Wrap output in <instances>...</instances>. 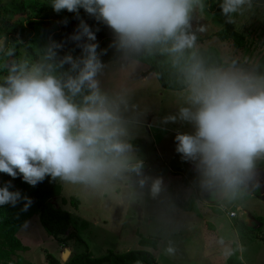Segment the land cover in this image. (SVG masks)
<instances>
[{"label":"clouds","instance_id":"obj_1","mask_svg":"<svg viewBox=\"0 0 264 264\" xmlns=\"http://www.w3.org/2000/svg\"><path fill=\"white\" fill-rule=\"evenodd\" d=\"M246 2L223 0L220 7L231 22L229 14ZM51 7L75 14L79 24L70 39L82 51L61 56L62 45L51 41L36 60L16 59L15 47H5L8 38L0 39V53L10 58L0 72V173L31 187L49 178L93 189L125 173L141 174L122 110L127 101L101 88L97 77L106 50L97 52L99 28L93 31L81 18L83 9L112 31L110 47L122 55L158 52L171 58L187 106L167 119L193 128L175 136L176 151L195 165L202 186L236 198L264 159V74L238 68L235 61L228 67L206 64L191 31L202 0H51ZM161 183L152 182V196ZM10 189L11 180L0 187V207L23 202L26 212L32 199Z\"/></svg>","mask_w":264,"mask_h":264},{"label":"rangeland","instance_id":"obj_2","mask_svg":"<svg viewBox=\"0 0 264 264\" xmlns=\"http://www.w3.org/2000/svg\"><path fill=\"white\" fill-rule=\"evenodd\" d=\"M202 3L205 4V0H202ZM64 12L65 10L56 13L51 7V0H0V39L5 36L8 38L5 47H15L17 59L23 56L34 61L32 54L27 53L22 46L16 44L26 41L38 58L40 50L45 48L49 41L44 36L42 28L36 27L31 33L21 29L22 23L31 17H60ZM224 17L222 11L209 12L205 5L203 10L199 7L194 10L191 21L195 30L193 33L197 36V41L199 36L206 37L198 41L197 47L204 49L211 47L219 52L222 51L224 56L221 52L220 54L226 61L237 59L260 63L264 57H254L264 52V42H249L238 28L235 29L245 39L242 48L234 47L230 40L221 41L217 37L211 36V33L220 31L224 27L226 20ZM230 17L234 21L238 14L231 13ZM218 42L222 44L216 45ZM254 45V50H251ZM228 54L230 56H227ZM5 59L10 58H6L3 53H0V72L4 70ZM159 60L161 63L171 64V58L166 55L160 54ZM143 64L132 59H119L114 63L105 64L97 79L104 91L110 95L119 94L126 99L127 107L125 109L122 106V110L128 121L129 140L146 139L148 141L146 147H133V162L141 161L142 166L145 165L142 169H148H145L147 172L145 171L144 175H138V178L134 176L136 174L134 172L125 173L112 180L108 185L96 189L66 184L58 179L62 188L60 198H64L66 203H61L57 198L51 199L50 202L56 208L69 211L74 218L83 219L89 223V228L82 232L81 236L95 258L110 254H123L130 250H147L153 254L158 264H225L224 257L230 250L236 252L245 264H255L256 260H259L257 264H264V240L262 239L264 226L260 230L248 231L244 225H241V215L246 210L250 214L264 217V202L246 196L245 185L242 186L236 198L230 199L224 196L223 200L218 202L217 208L214 210L205 209L202 216V219L205 220L204 227L208 228L205 239H201L198 235V237H194L195 241L193 242L191 241L192 235L189 234L188 242L182 243L183 239L178 238L177 234L180 229L189 227L187 225L191 224L190 217L186 219L174 215L166 217L168 219L162 217L161 211H167L169 208L168 202L165 203L168 188L175 187L172 179L176 178L177 182H180L183 177L177 174L178 170L173 164L167 163L166 154H164L165 148L161 144L154 148L151 139L146 136L157 134L172 141L171 138L175 139L177 134H182L179 126L181 120L177 118L172 121L167 118L178 117L179 109L187 105L183 91L175 92L176 94L173 96L176 98L174 99L166 98L163 106H156L154 101L157 96L156 92L150 94L153 102L148 105L141 100L143 98L142 87L124 89V83L136 80L138 71L145 70L146 67ZM141 75L139 73V76ZM155 80L154 82H157ZM159 88L163 90L161 87ZM167 94L170 93L167 92ZM151 109L156 112L154 122L158 123L159 128L146 126L148 123L145 120V113L149 114ZM187 127H191V125L188 124ZM257 163L259 165L257 166L264 170V160H258ZM159 171H162L163 177H159ZM181 173L185 178L187 177L186 172L182 171ZM2 176L3 173H0V182ZM141 179H145L146 187L137 185ZM155 179H160L162 183L160 192L154 197L151 194V184ZM74 200L80 202L78 207L73 203ZM236 207L239 208L236 209ZM231 209H235L236 213H234L237 214V218L230 219L228 217ZM141 213L144 214V217L140 219ZM176 213L177 215L194 216L193 213H183L180 210H176ZM26 224L27 226H24L18 233L23 245L28 247V250L22 253L23 259L35 264H46L44 250L61 260V245L46 234L38 217L34 216ZM239 228H243L240 233L237 231ZM194 229L199 231L200 227L197 225ZM183 235L185 236V234ZM152 238L159 242L155 249L140 245L141 239L150 240ZM241 245L243 251L240 250ZM65 249L63 248V251ZM170 249L171 251H169ZM172 251L173 254H171ZM228 257L229 255L225 258L228 259Z\"/></svg>","mask_w":264,"mask_h":264},{"label":"trees","instance_id":"obj_3","mask_svg":"<svg viewBox=\"0 0 264 264\" xmlns=\"http://www.w3.org/2000/svg\"><path fill=\"white\" fill-rule=\"evenodd\" d=\"M222 3L223 0H205V7L209 12H220L222 11L220 7ZM245 4L264 8V0H247ZM80 16L93 31L99 28V31L95 33V42L99 45L97 49L98 53L106 50V54L100 55L101 62L104 65L122 58H129L146 64L149 67L148 71L155 75L162 88L170 91H183L184 86L178 78L177 71L171 64L161 63L158 52H154L151 55L146 52L127 56L122 55L115 48L110 47V44L113 42V34L106 25L90 18L83 9L80 10ZM65 18L68 20L66 25L62 23ZM78 24L79 20L75 19V14L65 10L64 14L60 17L41 16L26 19L22 23L21 29L32 33L36 27L42 28L43 34L49 43L55 41L62 45V48L59 50L60 54L71 53L75 57L79 56L82 50L77 47V42L71 40L70 37L74 34ZM191 31L193 32L192 28ZM212 36L217 37L221 41L230 40L236 48H242L245 44L244 36L235 29L233 22H229V19H226L224 27ZM16 45L22 46L27 53L33 55L34 60L37 59L33 48L26 41L18 42ZM198 51L209 66L228 67L235 61L238 68L264 74V59L260 63H250L237 59H230L226 62L223 61L215 48H198ZM15 58L17 59L16 53ZM3 71L5 70H1V72ZM129 142L133 147L139 146L137 140H129ZM9 180L12 181L14 189L20 190L22 195H27L32 199V204L26 212H21L23 202L18 203L15 208L8 205L0 207V264H35L26 262L23 259L22 253L26 252L28 247L23 245L18 237V233L25 223L34 216L38 217L39 223L46 234L57 241L62 248H66L70 252L68 259L62 262V259H57L52 254L43 250L44 262L46 264H158L153 254L147 250H130L123 254H110L98 258L93 257L81 236V233L87 229L88 224L77 220L70 212L54 207L50 202L51 199L57 198L61 194V186L58 183V179L50 182L49 178H45L44 182L31 187L27 183H24L22 178L13 179L3 173L0 187ZM168 194L171 207L185 212L197 213L196 206L191 198L185 199L181 193L173 190H169ZM73 203L77 204L78 200H74ZM157 243V240L153 238L150 240H140V245L149 249H155ZM226 264L244 263L238 254L233 251L226 260Z\"/></svg>","mask_w":264,"mask_h":264},{"label":"crops","instance_id":"obj_4","mask_svg":"<svg viewBox=\"0 0 264 264\" xmlns=\"http://www.w3.org/2000/svg\"><path fill=\"white\" fill-rule=\"evenodd\" d=\"M236 13L238 14V17H235L234 21L231 19V21L234 22L233 25L235 28H238L239 30L242 31L241 33L245 35L246 40H248L249 42L255 41V43L260 42V41L264 42V8L259 7V6H255V5L245 4ZM224 18L229 19L228 16H225ZM192 30H193V32L195 31L193 27H192ZM216 32H218V31L211 33V36ZM202 38H206V37L199 36L198 41ZM198 41L196 40V45H197ZM218 44H222V43L218 42L216 45H218ZM198 48L199 47H197V49ZM254 48H255V45L253 47H251V50H254ZM251 50H249V51H251ZM220 52L223 55L222 51H220ZM220 52H219V54H220ZM221 54H220V56H221ZM263 55H264V52L262 54H257L256 57H254V58L262 57ZM223 56H221L222 59H223ZM227 56H230V54H228ZM122 59H129V58H122ZM126 61L129 62L130 60H126ZM223 61H226V60L223 59ZM114 62H116V61H114ZM114 62H111V63H114ZM248 62L252 63L255 61H248ZM143 65H144V67H146L145 70L138 71L142 75L139 76V73H138L137 79L134 81H131V82L124 83L123 88L128 90V89H132V88L136 89V88L142 87L141 94H142L143 98L141 100L148 105L153 102V99L150 97V94L152 92H156V94H157V96L154 98L156 106H163L165 103L164 100L166 98L168 100L176 98L173 95H175L176 94L175 92H177V91H170V90H166V89L162 88L160 86L159 82L157 81L155 75L148 71L149 67L146 64H143ZM246 71H250V70H246ZM154 80L157 82H154ZM159 87H161L163 90H160ZM167 92L170 94L166 95ZM178 92H180V91H178ZM137 105H139V104H137ZM181 106H182V104H181ZM160 111H163V109H160ZM145 115H146L145 120H147V123H148L146 125L147 127L149 125L151 127L154 126L156 128L160 127V126H158V123L154 122V120L156 119V112L155 111H153L151 109L149 111V114L145 113ZM187 125L188 124H186L185 122H182V121L179 122V126L181 128L180 130H181L182 134L191 133L193 131L192 126L187 127ZM149 134H150V132H149ZM146 137L151 139V142H152L154 148L159 146L160 144L162 145V147L165 148L164 154H166L165 159H167V161H168L167 163L173 164L174 167L178 170L177 174H180L183 177L180 180V182H177L176 178H173L172 182L175 183V187L174 188H168V192H169V190H173L175 192L181 193L185 199L191 198L193 200L195 206H196V209H197V213H194V212H185V211H182L180 209L171 207L169 194H168V196L165 200V203L168 202L169 208L167 211H163V210L161 211V213L163 214L162 217L166 218V217L172 216V215L177 216V217L180 216V217L185 218V219L187 217H190L191 224L187 225L189 227L188 228L184 227V228L180 229V232H178V234H177L178 238L183 239V241H181L182 243L185 241L188 242V235L189 234L192 235L191 241H193V242L195 241L194 237L196 238V237H198V235L201 237V239H205V237L207 236L206 230L208 231V228L204 227L205 220L202 219L203 213H205L206 208L207 209H213V210L215 208H217L218 204H219L218 202L220 200L222 201L224 198L223 193L216 190V189H208V188L202 186V184L200 182V177H199L198 172L196 171L195 165L190 161L182 160L181 154H179L176 151L177 141H175L174 138H171L173 141L172 142L170 140H167V138H165V136L157 135V134H153V135L150 134V136H146ZM130 141H135V140H130ZM138 142H139L138 147H146V145L148 143V141L146 139L145 140H139ZM138 147H134V148H138ZM260 160H264V159H260ZM257 165H258V163L256 162V167H255L254 172L252 174V178L249 181H247L245 184V188H246L245 189L246 190L245 195L252 197V198L256 199L257 201H263L264 202V170H262V168L258 167L259 165L258 166ZM143 166H145V165H143ZM145 169H141L140 175H144L145 171L148 170V169H146V170ZM182 171H183V173H185V172L187 173L186 178L182 175V173H181ZM159 172H160L159 177H163L162 171H159ZM254 175L257 179L254 178ZM134 176L138 178L137 174H134ZM137 183H139V182H137ZM173 183H171V184H173ZM146 186L147 185L144 184L142 187H146ZM61 191H62V188H61ZM60 196L57 197V199L60 200V202L63 204L66 203V200H64V198H60ZM78 205H80L79 201L77 204H75V206L78 207ZM238 208L239 207H236V209H238ZM176 210H180L183 213H193L194 216H186L185 214L177 215ZM231 212L236 213L235 209H233V210L231 209L228 213V217L230 219L237 218V214L234 217H231L229 215ZM143 217H144V214L141 213L140 219ZM166 219H168V218H166ZM77 220H79V219H77ZM80 221L86 222L89 225V223L86 220L80 219ZM192 225H193V227H192ZM197 225L200 227L199 231L194 229V228H196ZM241 225H244L248 231L249 230H260L264 226V217L262 215L260 216V215L250 214V212L246 210L241 215ZM88 228H89V226L87 227V229ZM242 229L243 228H241V229L239 228L237 231H239V233H240V232H242ZM86 230H84V231H86ZM183 234H185V236ZM262 239L264 240V237H262ZM157 245H159V242L157 243ZM25 246H27V245H25ZM62 253H63V248L61 246L60 254H62ZM171 254H173V251L171 252ZM227 256H228V254L225 257H227ZM225 257H224V260H225V264H226L227 258H225ZM209 258L211 259V257H209ZM240 259H241V257H240ZM258 261L259 260H256L255 264H257Z\"/></svg>","mask_w":264,"mask_h":264},{"label":"water","instance_id":"obj_5","mask_svg":"<svg viewBox=\"0 0 264 264\" xmlns=\"http://www.w3.org/2000/svg\"><path fill=\"white\" fill-rule=\"evenodd\" d=\"M69 254H70L69 250L65 249V250L63 251V253H62V262H64L65 260L68 259Z\"/></svg>","mask_w":264,"mask_h":264},{"label":"built area","instance_id":"obj_6","mask_svg":"<svg viewBox=\"0 0 264 264\" xmlns=\"http://www.w3.org/2000/svg\"><path fill=\"white\" fill-rule=\"evenodd\" d=\"M137 185H138L139 187H142L141 184H140V182L137 183ZM231 216H234V213H231Z\"/></svg>","mask_w":264,"mask_h":264},{"label":"bare ground","instance_id":"obj_7","mask_svg":"<svg viewBox=\"0 0 264 264\" xmlns=\"http://www.w3.org/2000/svg\"><path fill=\"white\" fill-rule=\"evenodd\" d=\"M234 213V212H233ZM231 216V213L229 214ZM234 216H235V213H234ZM234 216H231V217H234Z\"/></svg>","mask_w":264,"mask_h":264},{"label":"flooded vegetation","instance_id":"obj_8","mask_svg":"<svg viewBox=\"0 0 264 264\" xmlns=\"http://www.w3.org/2000/svg\"><path fill=\"white\" fill-rule=\"evenodd\" d=\"M254 178H256L255 175H254ZM256 179H257V178H256Z\"/></svg>","mask_w":264,"mask_h":264}]
</instances>
